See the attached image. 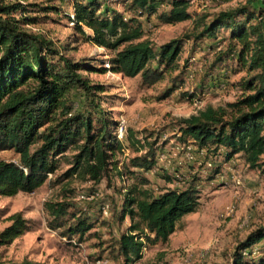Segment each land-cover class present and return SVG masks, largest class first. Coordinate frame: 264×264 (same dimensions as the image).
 I'll use <instances>...</instances> for the list:
<instances>
[{"label": "trees", "instance_id": "1", "mask_svg": "<svg viewBox=\"0 0 264 264\" xmlns=\"http://www.w3.org/2000/svg\"><path fill=\"white\" fill-rule=\"evenodd\" d=\"M190 1L122 0L120 11L109 6L111 0H72V11L65 12L68 23L84 42L112 52L108 68H94L70 58L66 46L27 28L38 22L37 13L57 8L0 0V152L12 151L17 156L16 160L0 159V196L34 192L58 170L69 149L74 150L71 166L57 181L74 174L93 183L106 177L116 152L123 154L128 145L117 139V122L103 108L106 87L91 82L83 72L139 76L140 84L150 87L178 71L172 86L161 95L167 97L177 87L174 81L181 78L177 59L184 39L194 43L212 40L209 48L214 51V66L235 60L246 75L233 83L241 92L236 100L216 107L206 105L177 120L182 145L192 143L206 154H223L225 161L239 154L250 169L264 172V0H245L234 8L196 18L188 10ZM151 16L161 24L191 19L193 23L183 38L156 47L144 37L142 21L149 22ZM77 94L82 98L80 108H75ZM133 137L132 133L126 136L128 144L129 139L131 144H139ZM142 148L143 144L137 145L136 155L128 160V174L134 180L131 185L128 176L118 171L126 181L120 188L118 220L127 216L130 223L113 240L110 251L121 264L139 261L147 243H167L182 216L200 206L202 179L198 174L183 178L177 172H165L166 182L173 187L157 191L145 187L148 179L143 173L155 170L160 154L152 143L138 153ZM218 172L215 167L207 182ZM71 206L66 201H46L48 226L59 230L66 240L81 241L93 221L84 211L64 219ZM8 220L9 225L0 231V246L30 230L21 212L11 214ZM260 245H264V224L254 227L237 244L232 264H263L264 257L255 261L251 256L255 248L264 253ZM5 264L45 263L22 260Z\"/></svg>", "mask_w": 264, "mask_h": 264}, {"label": "rangeland", "instance_id": "2", "mask_svg": "<svg viewBox=\"0 0 264 264\" xmlns=\"http://www.w3.org/2000/svg\"><path fill=\"white\" fill-rule=\"evenodd\" d=\"M4 1L57 8V11L37 13L38 22L27 28L43 34L57 45L66 46V54L73 60L94 68L106 67L112 52L84 42L68 23L65 12L72 11V0ZM121 1L111 0L109 6L122 11ZM244 2L191 0L188 10L196 18L202 14L231 9ZM142 22L144 37L158 47L172 39L183 38L191 30L193 20L161 24L155 16H151L149 22ZM85 30L88 32L87 28ZM211 42L209 39L196 43L192 39L183 40L177 59L182 70L179 78L181 82L178 83L179 79L174 81L177 87L167 97L161 95L172 86V78L179 74L178 71L150 87L142 86L139 76L128 78L110 71L83 72L91 82L106 87L103 108L117 124L120 119L125 121V139L120 142L128 147H124L123 154L116 152L108 175L98 183L75 174L57 181L71 166L74 150L69 149L61 157L58 170L34 192L0 196V231L9 225L8 217L15 212H21L30 225V230L11 244L0 246V264L22 260L45 264H95L98 259L103 264H121L122 261L110 251L113 240L130 223L127 216L123 221L118 220L122 204L120 188L126 185L118 171L128 176L127 183L131 185L134 180L128 174V160L136 155L134 148L137 145H144L138 152L141 153L151 143L160 158L155 170L143 173L148 179L145 187L155 191L173 187V183L166 182L165 172H177L183 178L198 174L202 179L200 206L196 212L182 216L167 243H147L142 249L141 259L133 264H232L237 244L254 227L264 224V172L250 169L239 154L225 161L223 154H206L204 150L198 151L192 143L194 159L188 160L186 152L181 149L182 142L178 138L176 125L181 117L196 114L206 105H225L236 100L241 93L233 83L246 75L245 70L240 69L235 60H228L225 66L219 63L214 66V51L209 48ZM74 100L75 108H80L81 96L74 95ZM130 133L135 135L134 141L139 140V144H131L130 139L128 144L126 136ZM0 159L16 160L17 156L12 151H2ZM205 160L211 162L213 167H209ZM215 167L219 168V172L211 179V183L207 182ZM46 201L71 203L64 219L71 213L86 212L93 221L92 229L81 241L76 238L71 241L64 239L59 230H52L48 226L50 216L44 209ZM195 236L199 237L197 244L186 245V240ZM260 250L255 248L251 255L253 260L264 257ZM245 259L250 257L246 256Z\"/></svg>", "mask_w": 264, "mask_h": 264}, {"label": "built area", "instance_id": "3", "mask_svg": "<svg viewBox=\"0 0 264 264\" xmlns=\"http://www.w3.org/2000/svg\"><path fill=\"white\" fill-rule=\"evenodd\" d=\"M72 24V23H70ZM106 67H109V64H106ZM125 121L123 119H120L118 124L116 125V137L119 141L123 142V140L125 139ZM181 149H183L186 152V157L188 160H192L194 159V155L192 152V146L191 145H181ZM162 156V154H161ZM208 166H211V163H207ZM48 177H51V174L48 175ZM65 239V238H64ZM95 264H103V261L98 259L95 261Z\"/></svg>", "mask_w": 264, "mask_h": 264}, {"label": "crops", "instance_id": "4", "mask_svg": "<svg viewBox=\"0 0 264 264\" xmlns=\"http://www.w3.org/2000/svg\"><path fill=\"white\" fill-rule=\"evenodd\" d=\"M178 225V224H177ZM198 238L197 236L195 237H189L187 240H186V245H190V246H193V245H196L197 244V241H198Z\"/></svg>", "mask_w": 264, "mask_h": 264}]
</instances>
